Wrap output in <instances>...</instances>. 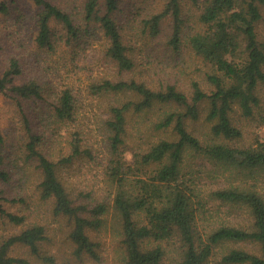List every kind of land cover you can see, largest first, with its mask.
I'll list each match as a JSON object with an SVG mask.
<instances>
[{"label": "trees", "instance_id": "obj_1", "mask_svg": "<svg viewBox=\"0 0 264 264\" xmlns=\"http://www.w3.org/2000/svg\"><path fill=\"white\" fill-rule=\"evenodd\" d=\"M30 1L35 13H16L19 38L7 33L15 50L3 53L0 74V92L16 101L20 115L17 135L0 125V181L18 183L17 197L0 188V264H67L45 246L50 223L26 224L21 194L33 174L35 191L52 202L79 260L103 259L97 237L113 227L125 264H264V137L244 141L242 126V119L264 124V0H164L146 14L134 0H85L75 12L53 0ZM0 12L14 14L7 0ZM93 38L115 67L88 69L85 88L100 101L109 147L103 179L111 189L102 197L94 183L76 191L72 179L76 164L97 163L100 151L62 74L79 72L76 59ZM148 39L153 48L144 56L138 43ZM30 45L40 49L35 57ZM63 45L70 50L66 65L51 70L44 56ZM158 49L174 60L170 69H153ZM156 105L171 108L144 118ZM138 116L134 135L129 124ZM200 121L207 126L202 133ZM211 201L245 208L249 223L221 221L202 230L198 220ZM16 246L31 256L11 254Z\"/></svg>", "mask_w": 264, "mask_h": 264}, {"label": "rangeland", "instance_id": "obj_2", "mask_svg": "<svg viewBox=\"0 0 264 264\" xmlns=\"http://www.w3.org/2000/svg\"><path fill=\"white\" fill-rule=\"evenodd\" d=\"M0 1H6V0H0ZM60 6H63L64 8H67L68 10H74L78 11L81 7L83 8L85 0H53ZM133 4L137 5L138 7H143L142 11L143 14H146L147 11H157L162 6V3L164 0H134L131 1ZM8 4L12 5V10L14 14H6L0 12V45L3 48L0 50V74L4 71V69L7 67V62L5 60V57L3 53H12L14 51L13 47V41L12 36H8L7 33L9 31L13 32V36L19 38L18 32H20L19 23L16 20V13L22 9L26 10V15L31 16L35 12L33 11L32 2L30 0H7ZM17 4L20 6L17 7ZM136 7V6H135ZM17 22V23H16ZM4 30H3V26ZM22 26V25H21ZM135 28V27H134ZM264 32V29H262ZM132 32H137L136 28ZM92 44L91 46H88L84 49H82V53L79 57H77L76 65H79L81 69L79 72L70 71L69 73H66V68H63V66L66 65V58L70 56L69 48L66 47V45H63L61 48H59L55 53L53 54H47L44 56V59L46 58V63L50 64L52 66L51 70H54L55 67H61L63 68V75L67 76L68 80L72 85L75 87V92L77 93L79 97V115L80 120L86 121L87 126L92 128L91 137L96 139L94 143V147L96 150L100 151L99 160L97 163L96 161H92L89 163L84 164H76L75 171L72 173V179L73 181H76L75 188L76 191H82L85 189V187H93L95 191L97 192V195L100 197L110 194L111 186H109L108 182L103 179L104 177V169H105V162L108 161L109 158V147L105 141L106 136L103 134L104 130L100 128L101 118L98 117L99 115H102V111H100V101L97 99L92 98L87 91L85 90L87 83L89 82L88 78V69H94V72H98L99 70L103 69L107 71L114 72L115 67L112 66L111 63H106L105 59L103 57V47L102 42H100L99 38H93L91 40ZM140 45L142 48L141 54L146 56V52L153 48L151 46L153 44L152 41L149 39L146 41H142ZM148 45V46H147ZM150 47V48H148ZM30 50L33 52L34 57L38 54L40 51L39 48H36L35 45H30ZM42 51V50H41ZM3 54V55H2ZM160 58H157V57ZM140 57V56H139ZM33 58V56L31 57ZM154 58V57H153ZM190 59L194 60L195 63L199 62V59L190 56ZM158 59L162 60L160 62ZM155 60L153 64V69L158 67L160 64L165 68V70H168L171 68V65L174 63L173 59H170L171 62H168L165 59V55L162 50L158 49L155 53ZM167 61V62H166ZM168 63V64H167ZM82 65H84L82 67ZM70 67V66H69ZM68 68V67H67ZM106 68V69H104ZM22 78H17V81L20 82ZM66 81V80H65ZM261 97L264 102V88H262ZM82 97H84V102L82 103ZM83 105V106H82ZM171 107L168 105H156L153 109H151L147 114H145L143 117L148 118L150 120H156L159 118V116H162L163 113H165L166 110H169ZM98 114V115H97ZM19 111L16 104V101L9 97L4 92H0V125L3 128L4 132L12 133L14 135H17L20 129V125L18 124L19 121ZM89 119H87L88 117ZM103 117V116H102ZM140 119L141 116L131 118L130 124H129V131L132 132L134 135H136L140 131ZM150 123H147L145 125V128L147 129V126H149ZM199 125V131L205 132L207 130L206 124H203L202 121L198 122ZM242 126L245 128V134H244V141H251L254 139V135L257 133L261 137H264V124L263 125H257V123H253L249 119H242ZM140 128V129H139ZM139 129V130H138ZM160 133L155 132L154 135L157 137ZM189 155V154H188ZM198 157H194L190 159V162L193 163V168L197 170V165H201V161ZM103 161V163H101ZM103 164V165H100ZM196 165H195V164ZM37 174H33L31 177V181L27 182L23 188L24 191L22 192L21 196L26 198V203H22V209L25 213L28 214V219L26 220V224H31L34 222H43L46 224H51L50 230H51V239L47 243H45V246L53 253H57L58 260L60 263L67 264L69 262L74 264H125L124 256H123V249L122 246L118 243L116 234L113 231V227H109L107 229L102 230L100 233L99 240L102 241L103 245L101 246V253L102 258L100 261H95L89 258H85L82 260L77 259L71 251V248H69L68 243L65 240V233H64V223L57 221L55 218L56 216L53 215L52 212V202L51 201H43L39 198L37 192L34 189V184L37 182ZM217 179L216 181H218ZM204 181L208 184L216 182L215 180L210 179H204ZM17 181L15 183L10 184L9 182H3L0 181V188H4L6 192L11 193L10 197H17V194L15 191L18 187ZM6 207H8L9 210L14 211L16 210V206L11 204L10 202L5 204ZM208 209L206 212V216L203 218H200L198 220V224L202 230L209 229V227L215 225L217 222L225 221V222H231L236 225H246L249 223L248 213L243 207H239L237 205H226L219 201L213 202L211 201L208 203ZM110 221V220H109ZM110 224V222H109ZM170 249V247H169ZM11 254L17 255V256H31L29 250L26 247L23 246H16L11 251ZM33 260V258H32ZM162 264H170L169 259H166L165 262Z\"/></svg>", "mask_w": 264, "mask_h": 264}]
</instances>
